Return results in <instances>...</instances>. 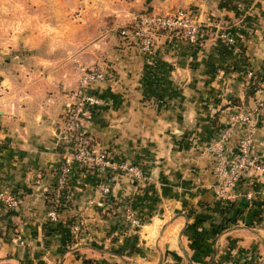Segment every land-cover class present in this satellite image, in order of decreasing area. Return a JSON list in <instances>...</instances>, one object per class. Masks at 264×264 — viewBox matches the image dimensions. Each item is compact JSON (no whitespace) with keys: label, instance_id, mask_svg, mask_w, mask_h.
<instances>
[{"label":"crops","instance_id":"obj_1","mask_svg":"<svg viewBox=\"0 0 264 264\" xmlns=\"http://www.w3.org/2000/svg\"><path fill=\"white\" fill-rule=\"evenodd\" d=\"M126 4L0 0L1 52L40 46L24 56L34 67L24 60L17 72L0 71V194L17 198L14 209L1 207L0 198V264H264V206L251 203L264 200L263 175L249 172L236 185L234 198L248 204L237 224L214 233L219 217L210 222L212 213L199 207L216 200L207 143L237 109L264 103V0L171 3L210 26L195 44L159 36L148 55L118 31L111 36L105 16L118 15L110 19L121 28L141 9L165 11L169 4ZM219 27L231 43L216 38ZM83 29L94 33L84 37ZM86 67L107 74L90 89L96 110L80 118L91 148L139 164L146 179L73 162L59 225L47 231L46 193L71 152L65 115ZM246 70L259 77L254 89ZM244 128L230 136V152ZM252 136L253 154L264 162V118ZM126 204L137 226L125 219ZM196 213L206 219L192 232L187 226Z\"/></svg>","mask_w":264,"mask_h":264},{"label":"built area","instance_id":"obj_2","mask_svg":"<svg viewBox=\"0 0 264 264\" xmlns=\"http://www.w3.org/2000/svg\"><path fill=\"white\" fill-rule=\"evenodd\" d=\"M211 22L191 13L181 7L170 8L165 11L145 10L136 13L129 24L118 30V35L131 42L142 55H148L153 51L155 41L159 36H167L183 40L189 44L200 42L205 34V29ZM216 38L231 43L233 36L224 28L219 27ZM254 75L251 70H246L244 80L250 82ZM106 78L104 70L89 68L83 70L76 98L68 108L66 117L65 138L69 140L70 154L63 159L57 168V174L50 190L51 205L47 208L46 219L49 222L56 221V211L60 201L65 198V188L70 172L71 164L76 162L82 166L110 169L126 174L132 181L139 182L146 179L145 172L139 164H131L126 161H117L110 157L105 150H94L90 146L87 135L81 129L80 118L82 114L90 115L93 107H96V96L89 94V89L95 82ZM95 111V110H94ZM264 118V103L258 102L252 109H237L229 116V122L209 140L206 152L211 156V171L215 180L216 200L224 202L235 197L234 189L241 179L249 172H256L264 176V162L253 154L254 143L252 129L258 119ZM245 126L246 131L239 138L236 150L230 152L228 142L234 130ZM261 145V144H260ZM264 146V142L262 143ZM109 184L99 185L102 193L108 191ZM4 206L14 209L17 206V198L10 193L0 194ZM124 216L132 226L138 225V219L129 204L124 207ZM74 231L77 225L72 226Z\"/></svg>","mask_w":264,"mask_h":264},{"label":"trees","instance_id":"obj_3","mask_svg":"<svg viewBox=\"0 0 264 264\" xmlns=\"http://www.w3.org/2000/svg\"><path fill=\"white\" fill-rule=\"evenodd\" d=\"M259 79V77L255 76L253 77V79L250 81L252 83V87L253 89L257 86V80ZM248 82V83H250ZM91 89V88H90ZM89 89V94H93L92 91H90ZM95 96V95H94ZM94 110H96V107H93V110H91L90 114H92L94 112ZM238 185V184H237ZM63 193H66V188L65 191H63ZM51 198V194L50 192L46 193V205L47 208L51 205L50 203V199ZM2 203V202H1ZM252 203V206L254 208H260L264 206V200H254ZM247 202L244 199H231V200H226L223 203L220 202L219 200H215L214 202H212L211 204H207V203H200L199 207L210 211L212 214L211 216H208V220H210V222H213L214 218L212 215H217L219 217V222L216 226H214L215 231L214 233H219L235 224H237V220H240L242 218V215L247 207ZM4 204H1V207H3ZM66 206L65 203V199L60 201L59 207L56 211V215L61 211V209H63ZM12 211H8L7 214H10ZM192 213V212H191ZM191 213H187L188 215H191ZM192 223L189 224L187 226V229L191 230L192 232L196 231V228L206 219L205 216H202L201 214H192ZM45 230L47 231H52L53 229H56V227H58L59 223L58 222H49L46 221L45 222ZM51 226H53L54 228H50ZM115 253H117V251H115ZM83 264H97L96 262L92 261V260H85Z\"/></svg>","mask_w":264,"mask_h":264},{"label":"rangeland","instance_id":"obj_4","mask_svg":"<svg viewBox=\"0 0 264 264\" xmlns=\"http://www.w3.org/2000/svg\"><path fill=\"white\" fill-rule=\"evenodd\" d=\"M99 1V0H97ZM122 0H111V2L113 4H119V2H121ZM125 1L127 4V6H129L130 3L132 8H134V4H141V5H144V2H147V0H123ZM158 1V7H161L163 5H166V4H169L167 8H165L164 10L166 9H169L173 6H176L174 5L175 3H182V0H157ZM203 1V0H202ZM171 3H174V4H171ZM171 4V5H170ZM112 5V4H111ZM179 6H182L179 5ZM183 7V6H182ZM187 10H189L191 13H194L191 9L189 8H185ZM142 10V9H141ZM140 10V11H141ZM139 12V11H138ZM121 17H123L124 15H119ZM105 17H109L106 19L107 23L109 22L108 25H106L108 28H109V31H110V35L113 36L114 34H116V32L119 30V25H121L120 22H118V20L116 21V26L114 25L113 27V21L110 19L111 17H113V19H116L118 18V15H115V14H112V16L110 17V15H106ZM105 25V24H104ZM24 31H28V30H24ZM45 30H41V32H44ZM53 30H49L46 32V34L48 33H52ZM82 35L85 37L86 36H89L91 34H93V30H88V29H83V30H80ZM118 33V32H117ZM64 46H62L61 48H63ZM78 47H81L82 49L84 48V45H78ZM13 50H11L10 52H6V51H3L1 52L0 50V55L2 54V57L0 58V71L2 72H17L16 69H15V65L18 63V64H22L24 63V60H26L25 64L27 63V59H25V55H31V54H34L36 53L40 48V46L38 48H35V47H29V48H25L24 50L22 49V46H13ZM45 48L49 49H53L54 46H48V45H45ZM4 49V48H3ZM5 58V59H3ZM66 61L62 60V63H65ZM25 67H34L33 65H29L26 64ZM90 67V66H89ZM89 67H86V68H89ZM96 68H99L101 70H103L101 67H96ZM83 72V71H82ZM104 72L106 73V71L104 70ZM106 77H107V74H106ZM70 145V144H69ZM2 202V200H1ZM3 203V202H2Z\"/></svg>","mask_w":264,"mask_h":264}]
</instances>
